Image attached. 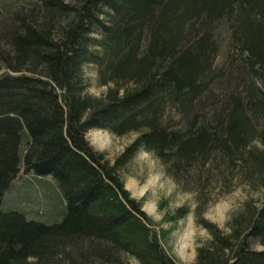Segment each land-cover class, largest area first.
Instances as JSON below:
<instances>
[{
	"label": "trees",
	"instance_id": "1",
	"mask_svg": "<svg viewBox=\"0 0 264 264\" xmlns=\"http://www.w3.org/2000/svg\"><path fill=\"white\" fill-rule=\"evenodd\" d=\"M91 129L137 136L110 164ZM141 149L195 195L193 264H264V199L201 216L264 189V0H0V264H178L118 172Z\"/></svg>",
	"mask_w": 264,
	"mask_h": 264
},
{
	"label": "rangeland",
	"instance_id": "2",
	"mask_svg": "<svg viewBox=\"0 0 264 264\" xmlns=\"http://www.w3.org/2000/svg\"><path fill=\"white\" fill-rule=\"evenodd\" d=\"M64 1L74 2V0ZM84 70L88 81L87 92L95 97H102L107 87L98 84L95 65L87 64ZM136 136L135 132L118 136L100 129H91L86 133V139L91 147L102 153L110 164H113L125 146ZM118 172L131 197L141 202L142 209L154 222L165 252L178 264H193L197 247L205 245L209 240L206 229L196 222L194 193L181 190L166 175L161 162L143 149L139 150ZM153 180L155 182L150 184ZM215 187L201 216L225 233L229 231L227 222L233 214L242 212L246 203L258 204L264 199L263 187L252 189L238 183L229 192L220 195L217 193L222 190ZM134 190L142 191L141 196L136 195ZM181 206L187 208L186 215L173 220L172 215ZM185 237L186 240L183 239ZM253 246L257 249L262 248L257 242H253ZM128 260L131 264H137L132 257H128Z\"/></svg>",
	"mask_w": 264,
	"mask_h": 264
},
{
	"label": "bare ground",
	"instance_id": "3",
	"mask_svg": "<svg viewBox=\"0 0 264 264\" xmlns=\"http://www.w3.org/2000/svg\"><path fill=\"white\" fill-rule=\"evenodd\" d=\"M155 182V180H153V181H151V183L150 184H153ZM135 192V194L136 195H140L141 196V194H142V191H138V190H134ZM188 235V234H187ZM186 236V235H185ZM189 236V235H188ZM184 240H186L187 239V237H185V238H183Z\"/></svg>",
	"mask_w": 264,
	"mask_h": 264
}]
</instances>
